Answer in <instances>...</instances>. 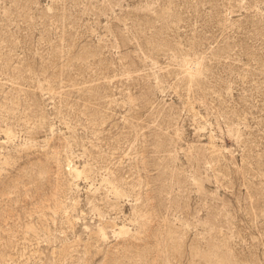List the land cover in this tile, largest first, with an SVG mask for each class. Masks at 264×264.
Here are the masks:
<instances>
[{
	"label": "rangeland",
	"instance_id": "obj_1",
	"mask_svg": "<svg viewBox=\"0 0 264 264\" xmlns=\"http://www.w3.org/2000/svg\"><path fill=\"white\" fill-rule=\"evenodd\" d=\"M0 264H264V0H0Z\"/></svg>",
	"mask_w": 264,
	"mask_h": 264
},
{
	"label": "bare ground",
	"instance_id": "obj_2",
	"mask_svg": "<svg viewBox=\"0 0 264 264\" xmlns=\"http://www.w3.org/2000/svg\"><path fill=\"white\" fill-rule=\"evenodd\" d=\"M77 172V171H76ZM78 174H80V172H77Z\"/></svg>",
	"mask_w": 264,
	"mask_h": 264
}]
</instances>
